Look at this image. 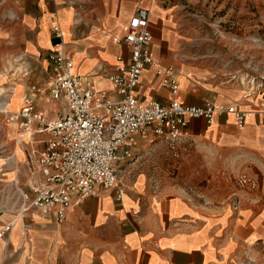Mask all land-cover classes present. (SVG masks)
Wrapping results in <instances>:
<instances>
[{
	"label": "crops",
	"instance_id": "1",
	"mask_svg": "<svg viewBox=\"0 0 264 264\" xmlns=\"http://www.w3.org/2000/svg\"><path fill=\"white\" fill-rule=\"evenodd\" d=\"M212 1L217 6H232L236 0ZM205 3L0 0V106L4 98L9 105L0 112V120L12 142L8 148L20 156L16 167L23 185L29 183L27 166L19 170V164L26 161L29 152H39L42 136L37 135L33 142L23 137L21 144H15L20 123L17 113L29 85L45 86L49 76L47 54L50 50L66 51L78 76L90 77L99 89L108 91L107 77L113 66L130 58L120 39L129 18L142 8L149 11V54L161 67L172 69L178 90L171 95L160 85L161 76L147 66L136 88L140 99L164 104L177 100L197 107L235 103L246 112L241 126L234 124L231 115L222 114L214 115L207 124L201 118L188 120L185 130L189 139L205 140L210 165L219 163V170L241 172L260 181V188L250 193L235 191L225 178L216 177L218 193L212 197L224 201L236 193L237 210L228 204L192 203L183 193L153 191L144 187L145 182L139 186L136 180L119 186L120 199L112 189H101L98 196L85 198L70 207L62 222L52 213L42 216L32 211L24 219L27 230L15 223L0 236V264H253L249 261L252 256H263L264 99L252 98L239 83L226 81L222 68L215 65L217 54L224 60L231 55L232 31H220L215 55L209 51L211 47H198L194 42L200 36L196 26L198 15L206 11ZM54 28L59 39L53 36ZM200 51L206 55L199 56ZM19 59L20 63H15ZM12 65L21 68L14 66L16 70L6 74ZM33 104L34 111L47 119L55 116L58 107L43 97ZM5 165L0 164V187L14 176ZM1 203L0 228L12 219Z\"/></svg>",
	"mask_w": 264,
	"mask_h": 264
},
{
	"label": "built area",
	"instance_id": "2",
	"mask_svg": "<svg viewBox=\"0 0 264 264\" xmlns=\"http://www.w3.org/2000/svg\"><path fill=\"white\" fill-rule=\"evenodd\" d=\"M148 16L149 11L142 8L129 18L120 40L129 49L130 58L113 66L107 77L108 91L94 87L90 77L78 76L66 51L50 50L47 54V82L44 87L29 85L22 96L23 105L17 113L19 135L13 140L21 144L24 137L33 142L41 135V148L26 157L29 183L21 186L15 170L14 177L7 181L9 187L2 189V210L11 213L12 219L0 228V236L17 221L27 230L24 219L32 211L42 216L52 213L57 222H62L70 207L87 197L98 196L101 189L115 190L120 199L115 179L117 163L130 158L134 139L146 130L153 137L176 142L188 138L187 122L194 118L207 124L214 115L229 114L237 127L243 124L246 112L235 103L197 107L177 100L164 104L140 99L136 88L147 66L161 76L160 85L169 89L171 95L175 96L178 90L172 69L161 67L149 54L152 39ZM53 36L59 39L57 28ZM38 97L57 103L52 119L34 111L33 103ZM3 128L0 124V132ZM3 140L4 136L0 139V157L14 161V153L2 144Z\"/></svg>",
	"mask_w": 264,
	"mask_h": 264
},
{
	"label": "rangeland",
	"instance_id": "3",
	"mask_svg": "<svg viewBox=\"0 0 264 264\" xmlns=\"http://www.w3.org/2000/svg\"><path fill=\"white\" fill-rule=\"evenodd\" d=\"M204 8L206 11L204 15H198L199 19L196 26L200 30V36L193 39L194 42L198 47H211L209 51L215 55L216 46L220 44L219 41L221 40L220 31H232L234 33V40H232L234 47L230 49L231 55L224 60L222 55L217 54L218 61L215 62V65L220 69L222 68V74L226 81L239 83L252 98L254 96L264 99V0H236L232 6L221 3L217 6L212 0H206ZM230 9L232 11L229 12L228 16H225L224 13ZM235 12H237L236 16H234ZM203 52L200 51L199 56L205 54V51ZM185 57L187 58V56ZM182 60L185 61L184 56ZM189 60L190 58L188 62ZM20 61L19 59L15 63L19 64ZM14 66L17 65L8 68L6 74L8 72L12 74L16 70L13 69ZM17 68L21 67L17 66ZM22 68L24 70V67ZM16 73L19 74V70ZM7 101L8 98L2 100L0 112H5L8 108ZM0 124H2L1 120ZM3 129V132H0V139L4 136L2 144L8 147L12 142L5 135V128ZM150 134L146 130L144 135L136 137L130 158L118 161L115 171L118 187L129 186L137 180L139 186L145 182L144 187L153 191L162 192L166 190L167 192L169 190L167 193L173 194L180 192L189 202L213 206L228 204L234 210L238 208L236 193L224 201L212 197L218 193L217 176L225 178L227 186L235 191L242 190L253 193L260 188V181L257 177L253 178L241 172L219 170V163L214 166L210 165L213 163L208 158L204 139L187 138L170 142ZM14 151H16V147ZM19 158L17 152L14 161L11 163L5 161L2 156L0 164H6L10 170L9 173L15 175L14 171L17 170ZM24 163L19 164V170L23 169ZM20 184L24 186L23 183L20 182ZM9 185L0 187V203L4 199L1 193L2 189L6 190ZM249 261L253 264H264V254L263 256L254 255Z\"/></svg>",
	"mask_w": 264,
	"mask_h": 264
},
{
	"label": "bare ground",
	"instance_id": "4",
	"mask_svg": "<svg viewBox=\"0 0 264 264\" xmlns=\"http://www.w3.org/2000/svg\"><path fill=\"white\" fill-rule=\"evenodd\" d=\"M94 87H96V88H97V84H96V83H94Z\"/></svg>",
	"mask_w": 264,
	"mask_h": 264
}]
</instances>
